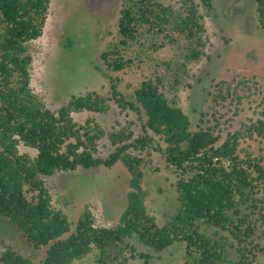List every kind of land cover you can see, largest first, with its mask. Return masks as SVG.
<instances>
[{"label":"trees","instance_id":"trees-1","mask_svg":"<svg viewBox=\"0 0 264 264\" xmlns=\"http://www.w3.org/2000/svg\"><path fill=\"white\" fill-rule=\"evenodd\" d=\"M120 1L116 38L100 56L109 96L95 91L75 95L53 111L31 87V43L44 33L51 0H0V218L21 230L31 247L46 249L41 264H75L95 250L98 264L114 263L118 258L112 250L150 258L128 244L133 238L156 252L184 243L182 264H257L264 158L242 145L264 143V109L260 118L243 123L222 141L214 128L193 130L179 106V92L192 88L190 66L211 58L206 18L213 0ZM256 4L264 30V0ZM165 49L172 52L168 59L160 57ZM144 66L153 71L129 99L118 75ZM250 84L258 83L239 77L221 81L214 99L250 98ZM246 90L248 95H241ZM110 102L121 112L145 115L144 135L135 137L130 126L108 133L93 116L83 123L74 119L82 112L106 114ZM106 136L114 149L102 157L99 143ZM20 146L37 155L22 153ZM153 152L161 153L177 175L179 207L162 226L148 211L143 187L147 171H157ZM118 163L130 174L128 204L119 223L99 226L86 205L73 229L69 216L54 207L44 177L78 168L111 169ZM0 263L36 264L11 246L0 249Z\"/></svg>","mask_w":264,"mask_h":264},{"label":"rangeland","instance_id":"rangeland-1","mask_svg":"<svg viewBox=\"0 0 264 264\" xmlns=\"http://www.w3.org/2000/svg\"><path fill=\"white\" fill-rule=\"evenodd\" d=\"M176 4L177 0H164ZM214 9L206 18L210 44V59H203L190 66L194 78L192 88L179 92V106L189 116L193 130L200 127L214 128L222 136L238 130L243 123L257 120L264 109V30L257 18L256 0H213ZM122 2L120 0H51L49 14L42 37L31 43L33 54V91L53 111L65 105L73 96L95 91L108 97L110 84L101 72V53L107 44L116 38ZM172 52L161 51L160 57L168 59ZM151 66L121 73V90L127 98L153 71ZM100 69V70H99ZM235 77L257 82L252 86L250 98H228L215 101V87L221 81ZM246 90L241 95H248ZM111 103L106 114L82 112L74 114L78 123L93 116L109 133L114 129L130 126L135 137L144 135L145 115L132 111L121 112ZM164 146V144H162ZM251 146L256 156L264 158V143L249 141L242 146ZM113 146L106 136L99 143V155L108 156ZM22 153L35 157L37 151L20 146ZM153 169L148 170L143 187L148 193L146 205L159 225H164L177 213L179 202L176 189L177 175L167 167L164 157L153 152ZM53 198V205L62 209L73 223V229L86 205L91 206L97 224L114 227L127 208L130 174L120 163L113 168L99 167L74 172H58L44 177ZM260 211L264 214V190L258 196ZM257 241L262 251L257 264H264V223L258 230ZM137 253H145L148 259L132 258L129 249L124 252L111 251L117 264H182L186 245L178 242L163 252L143 245L137 238L128 240ZM13 247L24 257L41 264L46 249L36 250L29 245L24 234L9 220L0 218V249ZM99 252L95 250L87 258L75 264H98ZM2 264V263H0Z\"/></svg>","mask_w":264,"mask_h":264}]
</instances>
